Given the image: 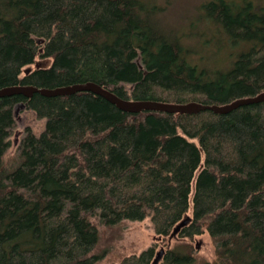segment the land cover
Instances as JSON below:
<instances>
[{
  "label": "trees",
  "instance_id": "trees-1",
  "mask_svg": "<svg viewBox=\"0 0 264 264\" xmlns=\"http://www.w3.org/2000/svg\"><path fill=\"white\" fill-rule=\"evenodd\" d=\"M171 1L0 0V89L95 82L127 100L207 105L264 92V0L201 4L214 62L203 31L161 25ZM20 104L46 124L10 170ZM187 216L160 264H264V102L133 114L91 92L0 98V264H96L97 224L149 217L170 239ZM206 232L213 262L195 253ZM155 251L119 264H152Z\"/></svg>",
  "mask_w": 264,
  "mask_h": 264
},
{
  "label": "rangeland",
  "instance_id": "rangeland-1",
  "mask_svg": "<svg viewBox=\"0 0 264 264\" xmlns=\"http://www.w3.org/2000/svg\"><path fill=\"white\" fill-rule=\"evenodd\" d=\"M204 1L206 0H172L165 13L160 15L161 25L172 31L186 29L189 32L191 28H194L196 32H202L204 30V23L199 24L198 19L202 14L200 6ZM193 22L196 25L193 26ZM203 32L202 36L205 43H209L207 46L209 51H204V55L205 57H210V60L214 62L220 55H217V53L209 48V46L214 44L210 32L208 30ZM192 44L198 45L195 39L192 41ZM187 45L189 44L187 43ZM14 112L16 118L10 136L11 146L4 157L5 164L10 170L14 168L13 159L18 153L21 139L27 132H32L35 135L41 134L46 124L45 119H38L33 111L26 109L21 104L15 107ZM97 226L100 238L94 252L102 254L103 257L96 264H119L124 258L130 255H140L150 247H155V254H157L161 248L166 250L168 247H174L180 242L178 238L173 237L172 239H161L156 234L149 217L143 221L126 220L112 227H107L103 224H97ZM198 240L202 241L199 249L196 248ZM193 244L195 253L199 258L209 262L215 260V247L207 232L196 236Z\"/></svg>",
  "mask_w": 264,
  "mask_h": 264
},
{
  "label": "water",
  "instance_id": "water-1",
  "mask_svg": "<svg viewBox=\"0 0 264 264\" xmlns=\"http://www.w3.org/2000/svg\"><path fill=\"white\" fill-rule=\"evenodd\" d=\"M38 66V64H37ZM77 92H91L96 95H99L112 104L116 105L119 109L128 112V113H140L142 111H160L167 113H185V114H195L203 111H213L216 114H227L231 111L240 108L242 106L257 104L264 102V92L250 97H243L234 100L231 103L224 105H207L199 102H190L188 104H172L164 103L160 101L153 100H127L120 98L110 90L102 87L101 85L95 82H86L81 84H74L58 88H38L35 86H10L0 89V98L10 95H24L27 97H32L34 94H40L47 97L52 96H63L71 95ZM192 218L187 216L182 220L174 229L170 238L177 235L180 229L186 226ZM202 241L198 240L196 243V248L199 249ZM165 253V249L161 248L160 251L156 254L152 264H159L162 260V257Z\"/></svg>",
  "mask_w": 264,
  "mask_h": 264
},
{
  "label": "bare ground",
  "instance_id": "bare-ground-1",
  "mask_svg": "<svg viewBox=\"0 0 264 264\" xmlns=\"http://www.w3.org/2000/svg\"><path fill=\"white\" fill-rule=\"evenodd\" d=\"M139 62V61H138ZM112 92V91H111ZM260 94V93H259ZM258 95V94H257ZM256 96V95H255ZM192 102H195V101H192ZM233 102V101H232ZM164 103H166V102H164ZM188 103H190V102H188ZM188 103H172V104H188ZM231 103V102H230ZM228 104V103H227ZM224 105V104H223ZM160 112V111H159ZM167 113V112H166Z\"/></svg>",
  "mask_w": 264,
  "mask_h": 264
}]
</instances>
